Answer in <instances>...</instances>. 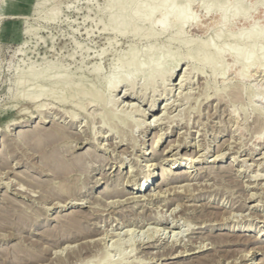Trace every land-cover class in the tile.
Listing matches in <instances>:
<instances>
[{
  "label": "rangeland",
  "instance_id": "rangeland-1",
  "mask_svg": "<svg viewBox=\"0 0 264 264\" xmlns=\"http://www.w3.org/2000/svg\"><path fill=\"white\" fill-rule=\"evenodd\" d=\"M36 1L0 0V264H264V72L230 51L253 25L264 35V0H225L245 11L224 25L222 5L191 0L179 38L174 15L167 32L136 16L113 31L109 0ZM167 51L170 79L149 63ZM119 66L129 81L112 92ZM65 84L101 99L62 103Z\"/></svg>",
  "mask_w": 264,
  "mask_h": 264
},
{
  "label": "bare ground",
  "instance_id": "bare-ground-1",
  "mask_svg": "<svg viewBox=\"0 0 264 264\" xmlns=\"http://www.w3.org/2000/svg\"><path fill=\"white\" fill-rule=\"evenodd\" d=\"M52 1H56V0H52ZM177 1L176 0H171V1L160 0L159 4H155V0H144L143 3L135 2V0H109L107 6H109L111 9L112 8L116 9V13H115V17H114V20H113V24L111 25V30L115 31L121 23H123V22H125L127 20V18H129L131 16H136L141 23L148 24L151 27H157L161 32H167L168 28H169V25H168L169 24L168 23L169 18L172 15H174L177 18V24L176 25H177V28H178V33L176 35L177 36L176 38H179L182 28H184V26L186 24H188L189 20H190L189 14H188V9L190 7L191 0H180L178 2ZM43 5H44V0H37L35 5H34V9L36 11H39L43 7ZM215 5L216 6L222 5L224 7L222 12L218 16V21H217L216 24L224 25L226 23V21H227L226 20L227 16H230V15L237 16L241 12L245 11V7H244V5L242 4L241 1H238L235 5H227V4L225 5V0H215ZM158 6L163 8L162 16L159 17L156 20H152V21L149 20L148 21V17H150L156 11ZM204 10L207 13H209L212 10V6H205ZM52 16H53V14H50L48 16V18L51 19ZM154 35H155L154 33L148 34V36H150V37L151 36L153 37ZM263 37H264V35L259 32V30L255 27V25L250 27L249 30H247L244 34L241 33V34H238L235 37H233L232 44L230 45V51L233 52V55L235 56L236 60L237 59L238 60L241 59L242 71H247L253 64H259L258 68L261 69L262 72H264V48L262 50H260V52L257 54V56H250V55H245V54H242V56H241V54L239 52H237V50L235 49V47L237 45H240L241 42L244 41V40H246V41H248V43L252 44L256 40L261 39ZM203 49H204V52H208L209 51L208 47H204ZM149 52L150 51L148 50V51H146L145 54L148 55ZM211 52L213 53V55L215 57V60H214V62H212L213 64L211 65V72L214 73V70H215V67H216V62L219 60V57H220V54H221V50H216L215 52L214 51H211ZM170 56H171V52L167 51V52H165L163 54L162 57L156 56L153 59L149 60V63L157 62V61H163V62H165L166 65H168V68H167V66H165L162 69V74H161L162 76H166L167 75L168 77H166V79H170V77H172L173 70L178 67L177 63L180 61V60H177V59H172ZM136 57H137V54H135V53H128V55H125V58L121 56L119 58L121 60V64L120 65L121 66L123 65L124 67H126V66L129 67V66H132V65H136L137 68L135 70H133V73L135 74L137 71H139V69H138L139 66H138V63L136 62ZM192 57L193 56H192L191 53H188L186 55V58H190L191 59ZM121 69L122 68L120 66L115 68V69H113V71L111 73V80L112 81H111V83L109 85V88H108L109 91L116 92L120 88V86L122 85L123 81H125V82L129 81L128 77L121 75ZM92 74H94V76L96 78H98L96 71H93ZM222 75H224V72L222 73ZM119 76H120V79H118ZM45 77H47V71H43V72L38 73V74L37 73H30L29 80L30 81H34V80H37V79H41L42 80ZM56 79L57 78H55V77L54 78H50L49 81L52 84L53 81H55ZM21 83H18V85L20 86ZM125 84H127L125 86V87H127V91H125L124 97H126L127 99H133L136 96L135 91H134V86L132 84H128V83H125ZM70 89H71V86H68V84H65L62 87V89H61L62 91H67V90L70 91V93H68L67 96H61V102L62 103H66L67 99H69V98L70 99H72V98L74 99L76 96L77 97L81 96L83 99L87 98L88 99L87 103H90V104H93L94 102H98V100L101 99V98L99 99V95L97 93V90L94 87L91 88L90 91H84V90H82V88L75 89V90L74 89L70 90ZM165 91H167L168 93L170 92L168 89H165ZM254 95H255V92L252 91L251 92V96H254ZM154 103H153V101L151 102V111L147 112V113H145L143 111V113H142L143 115L142 116L146 117L147 115H150V114L152 115L153 114V112L155 110ZM78 104H80V103L78 102ZM167 106H169V105H167ZM166 108L167 107H165L164 109L166 110ZM140 112H142V110ZM152 117L155 118V121H154V122H156V125H154L155 127L161 126L162 123L160 121H162V120L167 118L166 116H165V118H161V117L158 118L156 115H153ZM103 120H105V119L103 118ZM103 122L104 121H102L101 123H103ZM105 123H107L106 120H105ZM139 126H140V124H139ZM148 126L149 125H147L146 127H148ZM37 133H39V132H37ZM258 139L259 140H261V139L264 140V137L259 136ZM153 175H154V172L153 173H152V171L149 172V174H147L148 178L146 177L147 181L150 182L151 178L154 177ZM167 175H168L167 174V170L163 169L162 178L164 179ZM153 191H155L154 188H153ZM228 219H230V218H228ZM241 220H243V219H241ZM226 222H228V220H226ZM244 229L245 228H243V229L239 228V229H236L235 231H237L239 233L243 232L244 234H247V232L249 231V228H246L245 230ZM244 236H247V235H244Z\"/></svg>",
  "mask_w": 264,
  "mask_h": 264
}]
</instances>
